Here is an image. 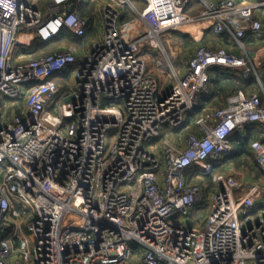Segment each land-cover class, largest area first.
<instances>
[{
    "label": "built area",
    "instance_id": "2783aa9c",
    "mask_svg": "<svg viewBox=\"0 0 264 264\" xmlns=\"http://www.w3.org/2000/svg\"><path fill=\"white\" fill-rule=\"evenodd\" d=\"M80 1L49 0L42 12L28 0H0V104L17 105L9 120L0 117V264H264V213L246 212L264 210V184L237 192L233 167L212 176L205 215L169 222L203 200L199 180L212 166L196 165L219 162L232 133L257 126L250 148L264 174V89L231 93L200 113L182 146L167 133L162 155L144 146L165 124L188 128L211 68L260 81L264 43L250 50L244 39L264 41V20L254 16L264 0H198L196 13L186 11L190 0H146L125 22L132 0H107L101 38L80 58L75 45L27 52L63 29L83 37L89 21L77 12ZM207 29L226 32L243 52L199 44L177 68L174 32L201 38ZM148 47L159 52L156 69L171 77L163 94L146 73Z\"/></svg>",
    "mask_w": 264,
    "mask_h": 264
},
{
    "label": "crops",
    "instance_id": "0c3cea01",
    "mask_svg": "<svg viewBox=\"0 0 264 264\" xmlns=\"http://www.w3.org/2000/svg\"><path fill=\"white\" fill-rule=\"evenodd\" d=\"M97 1H99V2H97ZM106 1L107 0H81L80 2L83 3L84 5H80V7L83 6L84 9H85V11H86L85 12V16H83V17H85L89 21V26L86 29V33H85V35L83 37H77V36H74L69 31L75 37V41H68V42L67 41H60V42H58L56 44L57 50H60L61 48H66L69 45H75V46H77V48L79 50V58H80V56L84 53L85 49L87 47L91 46V44H92L93 41L98 40V39L101 38V35H102V11H101V8H102V5ZM238 1H241V0H238ZM252 1H255V0H248V2H252ZM30 2L32 4H34L33 3V0H30ZM132 3H133V7L134 8H128L126 10L122 21H124V19L126 17H129V19L135 18L138 15L137 13L139 11H141V10H144L145 7H146V0H132ZM37 7H39V6H37ZM201 7H202V5H201ZM201 7L199 8L198 6H196L191 11H189V8L187 7L186 8V11H187V13H196V12L199 11V9H201ZM98 12H99V14H96ZM254 16L255 17H259L262 20H264V9H261V10L255 12L254 13ZM185 34H188L189 37L193 38V41H196L198 43V45L201 43V44L210 45L213 48H216V47H219V46H225V47H227V48H229V49H231V50H233V51H235L237 53H242L243 52L234 43L232 37H230L226 32H223V33H220V34H214L211 30L207 29L204 32V34H203V36L201 38H199L198 36L197 37L195 36L196 37L195 38L194 36H192L189 33H185ZM175 37L178 38L180 41H182V45H184L183 43H186V42H189L190 43V41H191L190 39H187L185 41L184 39H182L178 35L175 36ZM197 43H196V45H197ZM263 43H264V41L263 42H258L257 40L253 39L251 36H247L244 39V46H245V48L246 49H250V50L251 49H254V48L258 47V46H261V44H263ZM185 45H187V43ZM176 52H177V57H178L179 53L181 52V47L180 48L177 47ZM31 53H32V55L37 56V55L43 54L45 52H43V50L41 49V50L33 51ZM181 55H180V60L182 62H185L186 59H183L182 58L183 56H181ZM153 64L155 65L154 59H153ZM75 66L76 65L70 67L62 75H60L59 77H57V81H58V83L60 85L64 86L67 83V81H69V78L71 79L72 70H73V68ZM154 72H159V71L158 70H155V71L154 70H151L150 71V74L153 75V76H155L154 75ZM229 72H232V71L230 70ZM66 74H68V79L67 80H66ZM160 74L167 75L165 73H160ZM167 76L169 77V79L171 81V77L169 75H167ZM259 82H260V88H259V90L258 89H254V90L248 89V90H238L237 92H243V93H246V94L251 93V92H259V93H262L264 88L261 85V81H259ZM226 97L223 98V100L221 101V103H220L219 106H221V105H223L225 103ZM20 102H21V100L19 101V103ZM15 106H17V105H15ZM216 107H218V106H216ZM15 108L17 109V107H15ZM16 109H14L13 111H17ZM180 130H183V129H180ZM257 130H258L257 129V126H255V130H253V132L250 135V138L251 139L253 137L257 136ZM241 132H243V131H241ZM184 138H185V135H184V137H181L180 139H171V140L174 141V142H176L177 145L182 146L183 145V142H184ZM231 151H232V149L229 152L225 153L222 156L221 160L219 162H217V163H215V162L211 161L210 159H208L205 162H203V164H199V165H196V166H212V167L213 166H218V168L216 169V171H218L220 169V166L223 167V168H225V166L233 167L235 170H237L236 172L238 174L239 180L241 181V186L238 188L237 192H248L258 182H262L264 184V178L258 176V174H257V171H259L260 169L258 168V165H257V163H256V161L254 159V156H253V153L251 151V148H250V154L238 155L237 157H234V158H231L230 157ZM228 158H231V159H228ZM210 171H211V169H210ZM210 171H207V172L202 173L201 177L203 178V176L206 173L210 172ZM216 171H214L212 173V176L214 175V173ZM186 172L187 173L188 172H191V170L190 169H187ZM191 174H193V173L191 172ZM254 209L257 211V213H259V216L264 213V210H262V209L260 210V207H259V209L258 208H254ZM258 217H256V218H258Z\"/></svg>",
    "mask_w": 264,
    "mask_h": 264
},
{
    "label": "trees",
    "instance_id": "16d2710c",
    "mask_svg": "<svg viewBox=\"0 0 264 264\" xmlns=\"http://www.w3.org/2000/svg\"><path fill=\"white\" fill-rule=\"evenodd\" d=\"M79 7L77 6L78 14L82 17L85 16L86 11L84 7ZM187 35L188 34L179 32V36L182 39H184L185 41L187 39H190V43L194 42L193 39H191V37ZM60 41H75V37L69 32V30L63 29V31L55 38L43 42V52L48 53L56 51V44ZM146 73L150 74L148 69ZM258 74L261 81V85L264 88V74H261L259 69ZM154 75L159 81V77L162 74H160L159 72H154ZM209 76L210 80L208 93H206L200 98L199 106L194 111H192L186 118L185 123L186 125H188L187 131L189 132L195 130V125L193 121L200 113H202L205 106H219L223 98L233 92H237L238 90H259L260 88V82L254 74H251L248 78L244 79L239 71L229 72L228 70L224 71L215 67L209 70ZM253 130H255V126L246 128L243 132L236 131L230 135V142L232 145V151L230 153L231 158L237 157L238 155L250 154V135ZM217 168L218 166H213L211 168V171L203 176L204 180H207V182L205 181L204 185V190L205 192L207 191V193L212 190V173L216 171ZM257 174L258 176L264 178V174L260 170L257 171ZM188 175H191V172H188ZM199 182L203 183L202 180H199Z\"/></svg>",
    "mask_w": 264,
    "mask_h": 264
},
{
    "label": "rangeland",
    "instance_id": "374dc122",
    "mask_svg": "<svg viewBox=\"0 0 264 264\" xmlns=\"http://www.w3.org/2000/svg\"><path fill=\"white\" fill-rule=\"evenodd\" d=\"M28 1H30V0H28ZM48 1L49 0H33V3L36 6H39V8H40V10L42 12H45L47 10L45 3H47ZM97 2H99V1H97ZM79 5H84V4L80 2L78 4V6ZM196 6H198L199 8L201 7V5L199 4L198 0H190V2H189V4H188L187 7L189 8V11H191ZM96 14H99V12L96 13ZM128 19H129V17H126L124 19V21L125 20H128ZM179 32H181V31H175L174 32V36H177V35L179 36ZM181 33H183V32H181ZM192 36H194V35H192ZM191 39H193V38H191ZM43 42L44 41H42L41 39L37 38L36 41L34 42V45L32 46V48H30L29 50H27V52L28 53H31L33 51H37V50L43 49L42 48ZM176 42H178L176 44V46L179 47V48L181 47V52L179 53L177 59H174L173 58V62H174L175 66L177 68H181V67H183L184 62H182L180 60V55L182 54L181 55V56H183L182 58L183 59H186L187 58V55L198 45V43L196 41H194V42H191V43L186 42L187 45H185L186 43H183L184 45H182V41H180V40L178 41L177 40ZM196 43H197V45H196ZM177 47H176V49H177ZM158 55H159V52L156 49H152L150 47L146 49L143 57L147 61V65H148V68L147 69L149 70V72L151 70H154V71L157 70L156 69V66L153 64V59L154 58H157ZM216 68H219L220 70H224V71H227V70L230 71L227 68H222V67H216ZM259 71L261 72V74H264V63H263V65L261 67H259ZM67 79H68V74H66V80ZM169 83H170V79H169V77L167 75H164L163 74V75H161L159 77V86H160L159 87L160 88L159 94H163L168 89V87L170 86ZM4 106L7 107V110L2 112V110H4L3 109ZM15 107L16 106H15V103L13 102V99H7V98H5V100H3L1 102V104H0V117L2 115L4 119L9 120L11 118V116L13 115L12 114L13 113V110L16 109ZM215 107L214 106H210V105L209 106H205L204 107V110L202 112H204V111L209 112V111L213 110ZM187 129L188 128H184L183 130H180V128H176L174 126L165 124V125L162 126L161 135L159 137H157V138H151L149 141L144 142V146L146 148H148V149H152V147L154 145H156L157 147H156L155 151L158 153V155H162L161 140H162L164 134L167 133L170 137H172L171 139H180L181 137H184V135H186V132H188ZM194 177L195 176L192 175V178H190L189 181L190 182H194L196 180V178H194ZM205 181L207 182V180H204V178H202V182H204V185H205ZM212 189H214L213 184H212ZM208 193H207V191L205 192V190H203V192H202L203 200L199 202L197 208L195 210H193V212L191 213V215H189L187 217V216H184V215H181V214H177V215L171 217L169 219V222L171 224H175L177 222H181V223H188L190 221L194 222V221H196L198 219L197 217L199 215H201V214L202 215H205V213L208 211V207H209V201L207 199V194ZM246 212H247V216L253 217V218L255 217L254 219H257L256 217L259 216V213H257V211L254 208H251V209L250 208H247L246 209ZM24 227L26 228V224H24ZM27 234H29V232H27ZM130 244H131V246H132L133 249L134 248H137V244L138 243L130 242Z\"/></svg>",
    "mask_w": 264,
    "mask_h": 264
}]
</instances>
